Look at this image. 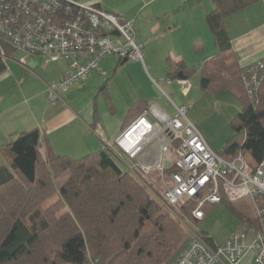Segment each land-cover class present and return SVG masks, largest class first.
Instances as JSON below:
<instances>
[{
  "label": "trees",
  "instance_id": "1",
  "mask_svg": "<svg viewBox=\"0 0 264 264\" xmlns=\"http://www.w3.org/2000/svg\"><path fill=\"white\" fill-rule=\"evenodd\" d=\"M258 1L212 0L214 8L206 23L215 53L200 80L204 92L228 91L240 102L230 126L243 132L244 139L227 142L217 153L228 159L241 154L251 165L264 162V68L259 70L255 96L250 97L243 81L249 66L241 68L237 63L225 20ZM11 50L1 43L0 52ZM260 62L264 64V59ZM165 65L169 81H189L194 74L171 59ZM5 69L0 55V75ZM144 109L145 103L137 102L127 116ZM0 160V264H87L90 257L96 264H171L190 240L149 194L148 186L158 192L161 174L136 170L146 187L105 148L81 158L57 154L50 146L43 154L39 131L33 129L0 147ZM170 171L166 169L164 175ZM66 172L68 180L55 191L53 181ZM47 196L52 197L45 207ZM220 203L237 218L240 232L260 230L257 215L249 216L223 193ZM213 205L204 207V217ZM256 206L264 210V198L258 197ZM193 208L187 202L179 211L197 224L201 220L192 217ZM198 235L210 247L218 246L207 234Z\"/></svg>",
  "mask_w": 264,
  "mask_h": 264
},
{
  "label": "built area",
  "instance_id": "2",
  "mask_svg": "<svg viewBox=\"0 0 264 264\" xmlns=\"http://www.w3.org/2000/svg\"><path fill=\"white\" fill-rule=\"evenodd\" d=\"M1 43L27 56L60 60L68 65L69 73L48 85L51 101L59 98L60 91L84 81L92 73L104 75L100 62L107 57L117 62L143 63L144 56L130 20L78 0H0ZM0 55L4 57V51ZM20 63L25 65L24 60ZM262 68L264 64L257 62L246 69L243 81L250 97L258 89ZM176 82L184 95L189 93V81ZM187 111L186 106L175 107L173 117L156 114L150 121L146 118L150 111L144 109L115 138L113 147L105 149L121 163L127 158L130 164L124 163L126 170L146 186L136 170L161 174V190L159 197H155L170 215L175 216V209L191 202L192 217L202 220L204 207L220 203L222 193L231 202L249 197L256 206L257 198H264V162L251 165L241 154L232 159L220 156L187 118ZM166 169L173 171L165 176ZM256 215L260 230L251 238L239 232L213 248L193 232L185 249L171 264H239L250 252L255 255V264H264V210L256 206Z\"/></svg>",
  "mask_w": 264,
  "mask_h": 264
},
{
  "label": "crops",
  "instance_id": "3",
  "mask_svg": "<svg viewBox=\"0 0 264 264\" xmlns=\"http://www.w3.org/2000/svg\"><path fill=\"white\" fill-rule=\"evenodd\" d=\"M78 1L130 20L135 30V40L143 46V63H115V59L107 57L113 61L105 58L100 62V70L104 75L98 72L90 74L82 84L60 91L57 100L49 99L52 103L30 102L39 96H48L49 84L36 85L35 93L19 102L6 100L4 104H0V147L9 144L20 133L37 129L43 154L48 146L57 154L81 157L102 148H112L115 138L140 115L127 116L130 107L137 102L145 103L146 109L150 111L146 118L150 121L155 119L156 114L173 117L175 107L188 105L189 112V107L197 105L202 98L215 104L220 102L228 111L226 119L230 122L240 111L241 104L233 93L222 91L211 95L200 87L202 70L215 53L213 36L206 23L207 16L214 8L212 0ZM225 25L236 61L241 68L264 59V0L228 17ZM16 52H5L4 64L5 60L13 59ZM23 55L21 60H24L25 65L20 63L21 60L17 62L33 75H36L38 59H42L45 66L53 63L39 56ZM168 59L193 69L188 94H183L182 87L176 81L168 83L165 70ZM59 62L63 69L56 72L55 79L58 80L69 73L68 65L63 61ZM6 70L7 67L0 79ZM116 77L120 81H115ZM24 92L21 89V93ZM78 93L84 95L83 100H79ZM223 93L228 94L221 95ZM65 94L69 97L68 102L61 98ZM201 94L207 97H202ZM99 97L102 99V106L99 104ZM230 108L234 114L229 115ZM193 124L199 128L211 147L209 138L197 124ZM253 261L255 255L250 252L239 264H252Z\"/></svg>",
  "mask_w": 264,
  "mask_h": 264
},
{
  "label": "rangeland",
  "instance_id": "4",
  "mask_svg": "<svg viewBox=\"0 0 264 264\" xmlns=\"http://www.w3.org/2000/svg\"><path fill=\"white\" fill-rule=\"evenodd\" d=\"M23 57L24 55L22 52H16L13 55V59L5 60L7 70L1 76L0 79V104H4L6 100L7 101L14 100L16 102H19L20 99L23 100L28 95L35 93V88L38 85L39 86L40 84L46 85L58 81V79H55L56 72L58 73L63 69L61 65L62 63L59 62V60H57L56 62L53 61V63H49L48 66H45L44 61L42 59H38V67L35 70L36 75H33L31 71L25 69V67H23L21 64L17 62L18 60H21ZM43 59L46 60L45 58ZM107 60H111V59L107 58ZM115 63L118 62L115 61ZM84 81H81L79 83L77 82L75 85H78L80 83L82 84ZM115 81H120V80L116 77ZM68 88H71V86ZM21 89L25 90L23 94L21 93ZM76 94L77 93H74V95ZM78 94H80L78 97L79 100H83L84 95L82 93H78ZM227 94L228 93H223L221 95H227ZM201 95L202 97H207V96H203V94ZM61 98H63L66 102L69 101L68 99L69 97H67V95ZM30 102L32 104L34 103L40 104L43 102L52 103L49 101V95L45 97L39 96L38 99ZM99 104H101V106L103 105L101 97H99ZM220 104H221L220 102L218 104L217 103L215 104L214 102H207L202 98L197 103V105L191 108L189 107L190 111L189 112L187 111L188 113L186 114L188 119H190L193 123L197 124L201 128L204 135L207 138H209L211 142L210 143L211 147L217 152H220L223 146L228 141L241 143L244 139L243 132H235L231 128V126L229 125L230 121L226 119V116H228V111L224 109L225 107L223 108L222 105ZM233 112L234 111L232 110V108H230L229 115L234 114ZM68 156L72 158H81V155L80 156L68 155ZM122 160L125 163L130 164V161L127 158H123ZM117 162L123 169H126L124 163H121L119 160H117ZM68 178H69L68 172L56 178L53 181L54 182L53 189L57 191L64 183H66ZM157 188L161 190L160 186H158ZM151 190L154 193H152L150 189H148L150 196L156 200V202L161 206L162 210L165 213L169 214L166 211V209L161 205V203L158 201V199L155 197V196L159 197V193L157 192V190H155V188H151ZM50 197L52 196L49 197L47 196V198L49 199H45L42 205H46L45 207L49 206L51 201ZM233 203H235L242 211L246 212L249 216L256 215V211H255L256 208L254 207L253 202L249 197H245ZM209 208L210 210L207 211L205 217L197 224L194 223L196 221L192 219H188V217L182 215L179 209L174 210L175 216L170 214L169 215L172 216L174 220L180 224L181 227H183V229L186 231L189 237L188 239H190L193 232H196L198 234L205 233L211 238H213L216 244L220 245L224 243L227 240V238H229L232 234H237L240 232L237 218L233 214H231V212L227 208H225L223 204L217 203ZM50 212L52 211L50 210ZM247 234L249 238H251L253 235L252 232H248ZM188 242L189 240L187 241V243ZM96 263L97 262L90 257V261H88L87 264H96ZM252 264H255V261H253Z\"/></svg>",
  "mask_w": 264,
  "mask_h": 264
},
{
  "label": "water",
  "instance_id": "5",
  "mask_svg": "<svg viewBox=\"0 0 264 264\" xmlns=\"http://www.w3.org/2000/svg\"><path fill=\"white\" fill-rule=\"evenodd\" d=\"M113 35H117V33H116V32H114V33H113ZM124 62H126V61H124ZM165 165H166V166H168V165H169V163L167 162Z\"/></svg>",
  "mask_w": 264,
  "mask_h": 264
}]
</instances>
